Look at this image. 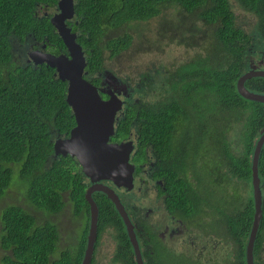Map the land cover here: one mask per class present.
<instances>
[{"label": "trees", "instance_id": "1", "mask_svg": "<svg viewBox=\"0 0 264 264\" xmlns=\"http://www.w3.org/2000/svg\"><path fill=\"white\" fill-rule=\"evenodd\" d=\"M237 1L257 17V28L264 36V0ZM58 2L0 0V200L15 184L25 188L29 203L40 209L61 212L67 193L76 214L84 207L90 213L85 197L89 183L81 165L71 155H53V132L69 134L76 124L67 101L68 82L55 75L56 69L46 63L13 61V37L20 42L35 37L67 50L50 17L38 13L39 8L48 10ZM171 4L181 9L174 28L178 42L191 48L202 43L205 49L169 73L165 99L127 108L117 130L128 136L135 128L140 150L148 144L161 152L167 166L160 176L165 179L172 208L186 214L204 206L217 210L224 203L227 224L240 210L242 220L249 217L252 226L253 195L247 199L246 195L230 192L228 185L235 177L248 181L253 188V154L264 131V103L245 98L237 88L239 77L247 70V47L252 38L236 25L230 0H75L81 29L78 42L88 60L85 77L98 85L99 78L92 76L102 69L105 53L115 55L132 45V34L109 36L111 28L149 20ZM199 21L208 29L201 38ZM170 32L168 25L163 27V36L169 37ZM246 85L264 93V77L248 79ZM238 123H243L240 151L234 149L229 133ZM191 147L193 161L187 155ZM202 148H206V154L200 159ZM260 160L259 171L264 175V145ZM16 172L19 178L14 179ZM94 198L101 214L96 248L106 227L112 225L116 229L112 264H137L126 226L113 202L104 192H96ZM110 205L118 216L114 220L108 218ZM0 218L2 247L8 251L0 264L82 263L87 232L78 248L66 247L57 256L61 239L57 223L39 222L36 214L20 204L7 205ZM228 233L232 235L227 229ZM149 237L152 248L143 252L145 264H166V254L155 244V234L151 232ZM180 259L176 257V264H184Z\"/></svg>", "mask_w": 264, "mask_h": 264}, {"label": "flooded vegetation", "instance_id": "2", "mask_svg": "<svg viewBox=\"0 0 264 264\" xmlns=\"http://www.w3.org/2000/svg\"><path fill=\"white\" fill-rule=\"evenodd\" d=\"M51 8L52 7H49L48 9ZM53 8L54 9L52 11L44 12V14L46 16H49L50 19L58 12L60 13L58 4L55 5ZM42 15L43 14L41 13V16ZM66 22L72 28V30L77 33V40H78V37L80 36L81 33V29L76 14L73 18L67 19ZM256 42L257 44H259L257 41V37H254V42L252 38L251 42L247 47L248 48L247 52L249 51H251V53L254 52L253 56H255L262 47V46L259 47L260 45L255 44ZM21 44L23 46L22 48L24 49V51H26L25 63L31 65H40L45 63L43 62L36 64L33 60L32 61L29 60V58H31L30 53L35 50H41L45 52L48 51L57 54L68 53L67 50L66 51L59 50L55 47H52L48 42L39 41L35 37H33L32 39L27 37L25 41L21 42ZM107 52H109L108 55H106ZM107 52L105 53L104 56L102 69L98 71L96 74H94L92 77L93 78L98 77L99 80L97 86L104 88L107 91L102 93L104 99H108L111 93H116L124 101L123 109L120 110L117 114L116 134L112 137L111 141L112 142L133 141L134 149L131 152V162L135 165V170L133 173V188L131 189H129L127 186L118 187L115 183H113L110 180H104V182L110 185L111 187H113L115 191L119 194V197L122 203L124 204L128 212V215L135 227V232L140 244L142 256L146 248L148 247L152 248V243L150 242L151 238L149 237V234L153 232L156 237L155 244L156 243L159 244L161 246V249L166 254V264H176L177 256L181 257L180 262L184 264H243L244 262L248 264L247 263L248 243L253 229L255 211L253 214L252 226H250L249 217L246 218L245 221H243L240 210H238V213L234 214L235 215L234 220L230 221L227 224L226 211H225L226 206L224 205V203H220V206L218 207L217 210L216 207L214 206L211 207L204 206V207L196 208L195 210L190 211L186 214L184 211L179 210V208L177 207L172 208L170 204H168V196L170 194L166 190L165 179L162 176H160V173L162 171H166L165 167L167 166L163 161V158L160 157L161 152L158 150L155 151L151 149L148 144L145 149L142 148L140 150L139 137L135 128L131 129L128 136L120 134L119 131L117 130L121 118L125 116V112L127 108L129 107L134 108L141 104L144 105L146 103H152L165 99L167 95L165 94V92L167 93L166 81L169 73L177 69L180 65L186 64L189 60L193 59L199 53H201V51L198 48L197 50L192 51V54L188 61L181 62L175 69L171 71L167 69H163V66L161 65H157L159 68L155 69L152 72L148 66L136 78L120 76L119 79H123V80L119 81V83L115 78L114 80L111 79V81H116L117 88L107 83V81L104 79V73H102V70L105 67L104 65L107 57L110 58L117 57L121 52L115 55H112L110 51ZM260 54L262 57L263 54L262 53ZM258 62L251 61L249 63L248 61L246 65L247 66L246 71H248L251 67H256L258 65ZM145 91L150 93L151 92L153 93L155 91L163 92L164 96L160 99L152 101L150 99H146L148 98L147 97L148 95L144 94ZM133 124L134 121L132 125ZM68 135L69 134H63L62 136L65 137ZM205 149L206 148H202L200 150V155H201L200 159H203L205 157L204 156L206 154V152H204ZM187 155L189 156L190 160L193 161L194 154L192 147L190 148V151L187 153ZM73 158H75L78 161L76 157ZM259 173L261 176V188L263 190V195H264V175L262 174L261 170L259 171ZM86 177H87V183H89L87 186L88 188L91 185V180L87 175ZM96 192L98 191H95L93 193V196ZM252 192H253L252 194L251 192L250 194H248L247 199L248 197L250 198L251 195H253L254 198L253 188H252ZM139 200H142L143 202L140 203ZM113 204L117 209L114 202ZM263 204H264V196H263ZM254 206H255V201H254ZM84 208L85 209L78 214H76L73 209V214L76 218H80L79 225H82L83 218L85 216H88L87 227L84 232V234L87 232V239H88L90 220H91V210L90 213H88L87 208L86 207ZM109 212L110 214L108 218L110 220H114L115 217L116 218L118 217L117 214L114 212L112 205H110ZM118 213L120 214L119 211ZM100 216L101 214L99 213V221H100ZM121 218L123 219L122 216ZM112 229L115 230L116 232V229L112 225H108L105 231H110ZM227 229L232 231V235L229 233L227 234ZM126 231H127V227H126ZM102 236L100 238V242ZM98 239H99V230H98L97 241ZM178 239H180L182 242L185 241V245H187L188 249H186L185 251L183 250L180 251L179 249H174L169 244V241L175 242ZM223 243L225 244V248L221 245ZM227 245H230V247L227 248ZM115 248H116V242H115ZM93 258H95V254ZM143 259L144 262L146 263V258L144 256ZM135 260H136V256H135ZM253 260L255 264H264V208H263V216L257 231V236L253 244Z\"/></svg>", "mask_w": 264, "mask_h": 264}, {"label": "water", "instance_id": "3", "mask_svg": "<svg viewBox=\"0 0 264 264\" xmlns=\"http://www.w3.org/2000/svg\"><path fill=\"white\" fill-rule=\"evenodd\" d=\"M58 12L51 21L63 38L68 53H53L35 50L30 53L29 60L36 64L45 62L56 69L55 75L68 82L67 101L72 107L76 124L68 136L54 141V157L59 154L76 157L83 172L91 180L85 196L90 203L91 220L87 245L81 264H91L96 250L99 230L100 208L93 193L102 191L115 203L123 217L130 240L134 247L137 264H145L135 227L122 203L119 194L113 187L104 182L110 180L118 187L133 188L135 165L131 162L133 141L112 142L116 134V118L123 109L124 101L116 93L104 99V88L98 87L85 75L88 65L87 53L77 40V33L67 24L66 20L75 16V0H59ZM264 77V67H251L237 81L239 93L247 99L264 103V93L253 91L246 85L251 77ZM264 145V131L257 140L252 162V183L254 189L255 217L253 229L248 243V264L253 260V244L255 242L260 221L263 216V190L259 173L260 155Z\"/></svg>", "mask_w": 264, "mask_h": 264}, {"label": "rangeland", "instance_id": "4", "mask_svg": "<svg viewBox=\"0 0 264 264\" xmlns=\"http://www.w3.org/2000/svg\"><path fill=\"white\" fill-rule=\"evenodd\" d=\"M233 10L236 15V25L241 27L247 33L251 35V38L257 37V42L255 44L260 45L261 49L253 56L254 52H247V63L251 61L258 62L257 66H264V41L261 39L264 38L262 32L257 28V17L242 8L237 0H231ZM54 8L45 10L39 8V14L45 11H52ZM179 13L181 9L171 4L167 7L162 14L156 15L155 17L149 20H139L133 21L124 25L123 27L111 28L108 31L109 36H117L124 32L130 33L133 36V42L130 48L122 51L117 57H107L105 60V67L102 70L104 73V79L108 84L113 85L117 88L116 81L114 78L119 81L120 76H127L130 78H136L140 75L146 67L149 66V69L153 72L155 69L159 68L157 65L163 66V69L173 70L181 62L188 61L192 54V51L197 50V48L202 52L203 48L201 44H198L196 48L188 47L186 44L179 43L178 38L175 35V26L179 22ZM193 20V17L190 15ZM190 20V21H191ZM168 25L171 29L170 36H163V27ZM197 27L200 28V38L205 37L208 34V29L206 25L199 21ZM197 36V40L199 38ZM32 39V38H31ZM196 40V41H197ZM13 45V61L15 63H25L26 51L22 48L21 42L16 38H12ZM262 53V57L261 54ZM109 52L106 53L108 55ZM134 82V81H133ZM144 94L148 95L146 99L157 100L164 96L163 92H147ZM165 94H167L165 92ZM117 120V118H116ZM243 126V123H238L230 130L231 143L237 151L242 149V142L240 136V129ZM62 133L57 131L53 132V141H56L58 138L63 137ZM19 178L18 173L14 175V179ZM252 183V180H251ZM253 184V183H252ZM228 190L230 192L240 193L248 196V194L253 193L250 183L248 181L239 180L237 178H232L229 181ZM65 206L63 210L59 213H51L46 209H40L33 204H30L27 198V193L25 188L20 187L19 185L13 184L7 191L6 195L0 200V217L2 209L9 204H20L25 207L27 210L36 214L38 221L50 220L59 225L61 231V239L58 243V248L55 254L58 256L60 251L66 247L78 248L79 241L82 239V236L87 227L88 216L83 218V224L79 225L80 218H76L73 214V205L70 203L68 194H65ZM236 197V196H235ZM242 199V198H241ZM142 203V200H139ZM2 234V224L0 218V262L2 257L7 254V250L2 247L1 242ZM115 230L105 231L99 247L96 249L95 253V262L94 264H112L111 258L114 254L115 249ZM169 244L174 249H179L180 251H185L187 245L185 241L180 239L175 242L169 241ZM225 248V244H221ZM230 245H227L229 248ZM115 264V263H113Z\"/></svg>", "mask_w": 264, "mask_h": 264}]
</instances>
